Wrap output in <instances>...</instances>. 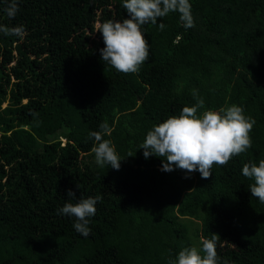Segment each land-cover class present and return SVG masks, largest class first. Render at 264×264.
Listing matches in <instances>:
<instances>
[{"label": "trees", "instance_id": "16d2710c", "mask_svg": "<svg viewBox=\"0 0 264 264\" xmlns=\"http://www.w3.org/2000/svg\"><path fill=\"white\" fill-rule=\"evenodd\" d=\"M189 2L194 26L179 13L142 26L149 59L124 74L102 61L96 32L127 18L123 0H19L12 19L0 0V23L24 29L0 33V264H168L213 234L221 264H264V203L242 175L264 159V0ZM194 90L201 113L236 104L255 120L251 148L208 179L163 171L139 148ZM103 122L119 170L91 161ZM68 190L102 196L88 236L58 214Z\"/></svg>", "mask_w": 264, "mask_h": 264}, {"label": "clouds", "instance_id": "9594fccd", "mask_svg": "<svg viewBox=\"0 0 264 264\" xmlns=\"http://www.w3.org/2000/svg\"><path fill=\"white\" fill-rule=\"evenodd\" d=\"M7 7L3 11L9 19L19 11V0H5ZM122 7L126 9L127 18L123 20H106L97 25L96 32L102 35L104 47L99 49L102 61L116 71L130 74L139 73L141 66L148 61L150 45L144 38L142 26L156 25L160 18L170 13H179L184 26H194L189 0H123ZM160 30L165 28L159 23ZM23 26L9 27L0 23V33L5 36L23 34ZM196 103L184 106L178 115H170L163 122L153 125L148 130L139 148L143 149L145 159L150 156L164 158L163 171L175 169L187 173L198 171L201 178L211 176L213 165L225 166L234 156L246 152L252 146L250 133L255 120L246 116L242 106L232 104L219 109L205 108L202 97L194 90ZM99 131L90 132L96 141L92 148L95 162L98 166L110 165L119 170L122 158L117 154L110 139L112 128L107 122L99 125ZM128 156H132L129 154ZM242 175L253 183L249 186L253 197L264 203V159L245 163ZM67 198L74 203H65L58 209L59 215L74 217V229L83 236L91 232L90 219L96 213V203L101 195L76 197L72 190L67 191ZM216 234L211 239H203L201 247H183L175 259L169 258L168 264H221L217 255ZM223 264H228L223 261Z\"/></svg>", "mask_w": 264, "mask_h": 264}, {"label": "rangeland", "instance_id": "374dc122", "mask_svg": "<svg viewBox=\"0 0 264 264\" xmlns=\"http://www.w3.org/2000/svg\"><path fill=\"white\" fill-rule=\"evenodd\" d=\"M5 105H6V104H4L3 106H5ZM63 142H64V141H63ZM91 161L94 162V161H95V157H94V158L92 157V158H91Z\"/></svg>", "mask_w": 264, "mask_h": 264}]
</instances>
